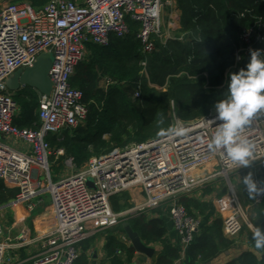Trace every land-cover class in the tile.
I'll list each match as a JSON object with an SVG mask.
<instances>
[{"label": "built area", "instance_id": "built-area-1", "mask_svg": "<svg viewBox=\"0 0 264 264\" xmlns=\"http://www.w3.org/2000/svg\"><path fill=\"white\" fill-rule=\"evenodd\" d=\"M169 4L167 0H49L34 7L27 0H0V138L11 143L0 141V182L18 189L8 207L27 204L32 210L34 198L46 192L50 198L47 220L53 227L41 235L40 250L32 264H76L78 247L96 230L112 228L163 204L179 241L177 261L184 260L200 221L187 213L180 198L204 181L218 176L226 180L231 172L240 170L210 146L217 130L214 109L200 119L184 122L176 117L171 103V128H185V135L174 136L168 131L153 140L93 157L81 168L66 158L64 166L69 173L55 182L51 180L49 160H57L64 151L52 149L48 137H61L65 130L82 125L88 114L82 93L69 83L87 54V45L107 47L112 39L124 38L132 21L138 25L136 39L145 57L155 51L156 41L173 39L161 32L162 11ZM238 39L247 47L235 50V60L242 51L251 49L252 41H264V19L255 18L240 31ZM43 53L52 56L48 71L52 90L48 96L38 94V126L18 128L14 124L18 106L5 80L15 71L31 67ZM140 86L138 82L135 99L140 97ZM240 135L254 146L251 166L264 159V110L254 114ZM17 144L26 149H16ZM257 172L252 170L253 179L263 183ZM87 179L93 181L95 189L87 187ZM226 188L227 194L215 201V208L224 236L233 240L242 222L248 224L247 209L231 182ZM122 192L134 193L141 201H129L132 208L115 212L110 199ZM253 196V206H260L264 194ZM2 209L0 264L12 247L30 242L25 232L14 239L4 237ZM248 227L253 233V227ZM123 241L129 243L125 236Z\"/></svg>", "mask_w": 264, "mask_h": 264}, {"label": "trees", "instance_id": "trees-1", "mask_svg": "<svg viewBox=\"0 0 264 264\" xmlns=\"http://www.w3.org/2000/svg\"><path fill=\"white\" fill-rule=\"evenodd\" d=\"M27 1L38 7L49 0ZM176 4L181 11L180 29L173 39L165 43L156 41L157 50L146 59L148 77L142 79L139 99L134 98V93L144 56L136 39L138 25L129 21L130 32L122 39H112L107 47L87 45V54L69 83L82 93L88 114L82 125L65 130L62 137H48L52 149L64 151L55 161L71 158L77 168L84 167L91 156L166 134L171 128V103L176 117L187 122L206 116L215 103L226 98L228 74L244 68L250 58V50L242 51L240 62L235 64V50L247 47L240 44L238 35L255 18L264 19V0H176ZM249 47L264 50V41H252ZM17 97V102L13 100L19 108V117L14 124L18 128H36L38 93L25 87L18 91ZM253 166L239 177V188L248 204H253L254 196L247 192L242 178L253 169L264 171V162ZM17 194L18 189L7 188L0 182V207L12 202ZM121 200H126L125 194L111 197L113 211L128 207L129 203L117 204ZM180 202L192 217L197 218L193 210L203 213L200 201L195 198L184 195ZM165 207L163 204L146 209L127 220L145 245L159 246L154 264H174L179 258L178 247L166 239L165 220L160 216L161 208ZM255 209L257 220L253 225L264 228V201ZM246 233L253 251L244 252L226 264H264V249H256L253 233ZM120 236H125L122 222L109 228L106 237L105 251L114 264H118L117 254L125 252L128 257L133 254ZM232 245L233 241L223 234L220 219L211 225L200 222L183 264H207Z\"/></svg>", "mask_w": 264, "mask_h": 264}, {"label": "crops", "instance_id": "crops-1", "mask_svg": "<svg viewBox=\"0 0 264 264\" xmlns=\"http://www.w3.org/2000/svg\"><path fill=\"white\" fill-rule=\"evenodd\" d=\"M167 1H169L170 4L169 6H165L163 8L161 19L163 22V25L161 22V27L163 28L161 29H163L162 34L164 36L173 38L175 32L180 29L181 11L177 7L176 0ZM76 2H78V0ZM78 3H83V1ZM18 117L19 108L17 109L16 118ZM15 147L16 149L22 151L26 149V146L23 144H17ZM188 196L197 200L199 199L198 197H194L195 194L192 193L188 194ZM140 201L141 198H138V202ZM32 204L34 205L32 210H28L27 204H21L18 206L6 207L1 211L4 215V237L14 239L21 232H25L27 235V242L30 241L29 244L23 245L21 247H12L8 251L7 257L4 259L3 264H32V259L40 250L41 235L53 227L52 222L47 220L49 218L48 210L42 205L41 200H39L37 203L32 202ZM160 216H162L165 220L166 239H168L172 245L178 247L179 249L178 237L173 229L172 223L167 212L165 211V208H161ZM196 216L199 221L202 222V224L206 225H211L216 219H218L214 205H209L205 212L197 213ZM108 230L109 229L96 230L87 241L78 247V259L76 264H114L111 258L107 256L105 251ZM123 237L124 236L119 237L122 242H124ZM247 237V233H243L239 237L237 236L234 238L232 240L233 245L226 252L220 254L207 264H226L237 259L244 252L253 251L252 247L248 244ZM124 243L128 247H131L129 243ZM150 247L154 248L152 257L141 259L133 250V254L130 257H128L125 252L117 254L116 259L118 260V264H154L160 252V248L159 246ZM184 260L176 261L174 264H183Z\"/></svg>", "mask_w": 264, "mask_h": 264}, {"label": "clouds", "instance_id": "clouds-1", "mask_svg": "<svg viewBox=\"0 0 264 264\" xmlns=\"http://www.w3.org/2000/svg\"><path fill=\"white\" fill-rule=\"evenodd\" d=\"M214 110L217 130L210 146L239 169L249 168L255 160L254 146L240 133L254 114L264 110V50L250 49L246 66L228 74L227 96L215 103ZM169 131L183 136L187 129L173 127ZM242 183L250 195L264 194V183L254 180L251 172L242 178ZM252 239L256 249H264V228L254 226Z\"/></svg>", "mask_w": 264, "mask_h": 264}, {"label": "rangeland", "instance_id": "rangeland-1", "mask_svg": "<svg viewBox=\"0 0 264 264\" xmlns=\"http://www.w3.org/2000/svg\"><path fill=\"white\" fill-rule=\"evenodd\" d=\"M83 0H78V2H81ZM163 25V22H162ZM163 28V27H161ZM163 29H161L162 32ZM165 30V28H164ZM173 34V33H172ZM161 42V40H159ZM157 50V48L155 49V51ZM238 50V49H237ZM154 51V52H155ZM152 54V53H151ZM149 54V55H151ZM236 51L234 52V59H236ZM149 55H146L145 57H143V60L141 63H145V66H142V64L140 63L141 66V71L139 72V82H142L143 78H147L148 77V73H147V63H146V59ZM239 58L237 60H235V64H237L238 62H240L241 56L240 54L238 55ZM17 92L12 93L13 94V98L14 100L17 102ZM171 105V104H170ZM174 106V105H173ZM170 112H171V106H170V111H169V116H170ZM171 118V116H170ZM171 120V119H170ZM62 137V136H61ZM0 141H5L8 144H11L9 140H7L6 138L2 139L0 138ZM95 156H91L90 158L87 159L86 163ZM264 162V159L258 161L257 163L253 164H261ZM49 164H50V174H51V180L53 182L57 181L60 177L66 175L67 173H69V170H67L64 166V162H59V161H55L54 159L52 160V158L49 160ZM251 167V166H250ZM241 168L240 170H236L230 173L229 178H230V182L234 188V191L237 195V197L239 198V200L241 201L242 205L244 207H246V217L248 220V224H250L252 227L254 226L253 224L255 223V221L257 220V215H256V209L253 206V204H248V200L246 198V196L242 193V190L239 188L241 185V179H239V177L241 178V174L245 171H247L248 169L251 168ZM254 167V166H253ZM257 173L259 175V178L262 180V182L264 183V171L259 168L257 169ZM240 174V175H239ZM40 181H44V178L41 177ZM45 185V184H43ZM227 182L226 180H224L222 177L218 176L217 178L214 179H210L207 181H204L202 184L196 186L193 190H192V194H195L194 197H198L199 199V203L201 208L200 212H205L206 209L208 208L209 205H214L215 207V201L222 197L225 196L227 194ZM126 196V200L125 201H118L117 204L119 205H123V203H125L126 205L129 203V201H133L134 203L138 202V198L137 196L133 195L134 193H132V195L128 192H122V195ZM39 200H41V203L44 207H46L48 209L49 204H50V198L48 193H44L43 195H40L36 198L33 199L32 202L37 203ZM133 207V204H128V207H126L125 209H130ZM204 207V208H203ZM216 209V208H215ZM193 210L194 215L196 216L197 213H199L198 211ZM217 212V211H216ZM2 213V212H1ZM3 213H2V220H3ZM218 219H221V216L218 215ZM248 224L246 222H242L241 224V231L238 234V237L243 234L246 233V231H251L248 227Z\"/></svg>", "mask_w": 264, "mask_h": 264}, {"label": "water", "instance_id": "water-1", "mask_svg": "<svg viewBox=\"0 0 264 264\" xmlns=\"http://www.w3.org/2000/svg\"><path fill=\"white\" fill-rule=\"evenodd\" d=\"M52 64V56L50 53H43L39 55L31 67L19 69L15 71L10 77L5 80L6 88L15 93L22 88H31L41 95L48 96L52 90V84L48 77V71ZM227 183H230L228 177L225 178ZM86 185L90 189H95L93 181L87 179ZM10 205L7 204L2 208ZM122 228L127 237L131 248L138 254L139 258L146 259L152 257L154 248L145 245L129 226L127 221L122 222Z\"/></svg>", "mask_w": 264, "mask_h": 264}]
</instances>
